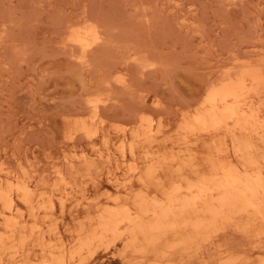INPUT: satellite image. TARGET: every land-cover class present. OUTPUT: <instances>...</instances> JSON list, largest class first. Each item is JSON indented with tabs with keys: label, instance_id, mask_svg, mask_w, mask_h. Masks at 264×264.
<instances>
[{
	"label": "rangeland",
	"instance_id": "1",
	"mask_svg": "<svg viewBox=\"0 0 264 264\" xmlns=\"http://www.w3.org/2000/svg\"><path fill=\"white\" fill-rule=\"evenodd\" d=\"M263 53L264 0H0V192L15 207L0 202V264H260L264 223L246 215L233 219L256 223L246 232L231 224L167 248L190 232L170 233L144 254L124 248V223L102 239L96 229L104 211L133 214L139 197L176 186L187 196L182 185L211 164L241 166L230 137L184 125L220 77L256 67L264 79ZM263 83L253 91L264 109Z\"/></svg>",
	"mask_w": 264,
	"mask_h": 264
},
{
	"label": "bare ground",
	"instance_id": "2",
	"mask_svg": "<svg viewBox=\"0 0 264 264\" xmlns=\"http://www.w3.org/2000/svg\"><path fill=\"white\" fill-rule=\"evenodd\" d=\"M71 27H72V25H71ZM76 28H75V30H76ZM84 34H85V36H93V37L95 36L94 33L91 31V29L89 31L85 32ZM84 38H87V37H84ZM73 41H75V43H77L81 46L84 42V39L81 37V38H77L76 40H73ZM82 46L84 47V45H82ZM256 61L257 60H255V62H254L255 65L258 63V61H257V63H256ZM242 62L244 63V61H242ZM259 64L261 65V63H259ZM262 65H264V64H262ZM234 67H237V66H234ZM238 67H241V66H238ZM261 67H264V66H261ZM261 67H260V69H262ZM223 69H224V67H223ZM228 69H229V67H228ZM242 69H243V67H242ZM242 69H240V70H242ZM261 71H263V69ZM261 71H259L256 67L255 68L250 67V68L246 69V71L243 69V72H240L234 76H232V74H233L232 73L231 75L230 74L226 75V77H220L219 79L223 78L220 80V82H217V83L214 82V83L210 84L209 85L210 87L208 86L207 92H206L205 97L203 99L202 107L195 114H192L191 118L188 121H186V123L184 125V129H191V128L197 127L199 130L205 132L206 135L215 136V135H219L221 133L222 135L224 134L223 135L224 137H230V141H231V145H232L231 146L232 151H233L234 155L237 157L238 161L241 162L240 163L241 166H236L235 164H218V165L211 164L210 169H209L210 174L197 176L198 178H197V180L195 179L196 180L195 182H188L187 184L184 182L185 183V184L183 183L184 185H182L180 183L182 186H185V190L187 191V196H181V195L176 194L177 189H178L176 186V187H172L168 192L165 193L164 198L161 200H158V201H148L144 197H139L134 202L135 212L133 214H135V216H133V214L130 213L128 211V209H123V210L116 209V210L110 211V212H109V210L104 211L103 216L105 215V213H107V214L110 213V214H109L108 218H106V219L102 218L97 224L96 230L100 231V239H102V237L107 233L114 235L118 224L124 223L125 229L123 231V235L126 237V243H125L124 248H126L128 250H132V249H135L136 247H138L140 245L141 246L140 249H137L136 251L144 254L146 249H149V248L156 249L160 243L161 238L165 237L166 235H168L170 233L180 234V232L182 233V232H185L186 230L187 231L189 230V232H190L187 235L182 234V235L178 236V237H180L178 240V244L175 246L169 245V246H167V248H172V247L175 248L176 246H182V247L183 246L184 247L189 246V247H191L190 244L195 242L198 238H201L204 235H206L209 231H212V232H210L209 236L207 235L204 239H202L201 244L205 243L206 241L207 242L210 241L213 234H217L219 231L223 230L228 225L233 224V225H235V229L237 228V230H239L241 232H246L247 230L251 229L256 224L253 220L246 218L247 221L244 225H238V224L236 225L233 222V219L236 218V216L246 215L248 218L253 217L255 221L260 222V223H264V167L259 166V164H258L260 162H263V164H264V155H262V157L259 160H255V159H253L254 156L252 154V153L256 152V145L254 146L255 140H257L259 144L264 146V109L261 106H258V107L255 106L254 101H255L257 93L255 91H253L254 88L256 86H259L260 83L263 82V80H264V79H262L263 72H261ZM261 88H262V86H261ZM256 91H258V90H256ZM90 110H91V108H90ZM91 112H94V110L90 111L89 116H91ZM94 114H97V112ZM88 118H90V117H88ZM99 118H100V120L102 119L101 117L98 116V120H99ZM92 119H90V120H92ZM82 120H83V117H82ZM100 120L98 122H100ZM142 121H143V118H142ZM93 122H94V120H93ZM150 122H152V120ZM84 123H82V124H84ZM100 123L102 124L103 122H100ZM73 126L75 127V124ZM83 127H81V128H83ZM89 127H90V125H89ZM89 127H87V128L89 129ZM95 129H97V128H95ZM82 131H83V133L85 132L83 129H82ZM91 131H93V132H91ZM91 131H90L91 133L95 132L94 129H91ZM162 131H160L159 133H161ZM88 133L89 132H87L86 134H88ZM91 133H90V135L92 136ZM86 134H85V137H86ZM96 134H97V132H96ZM94 135H95V133H94ZM191 135H193V134H191ZM87 137L90 139V136H87ZM92 137H94V136H92ZM211 141H213V140H211ZM220 142H221V140H220ZM225 143H226V145H224V146H227V142H225ZM227 151H229V150H227ZM164 156H166V155H164ZM164 156H163V158L165 159ZM208 156H210V155H208ZM172 157H173V155H172ZM211 158H213V156ZM86 159L87 158H85V160ZM257 159H258V157H257ZM85 160L83 159V162ZM97 161L99 162L98 159H97ZM208 161H211V160L208 159ZM214 161H216V160H214ZM166 162H167V160H166ZM180 163H181V161H180ZM185 163H187V162H185ZM101 165H103V164H101ZM98 168H99V166H98ZM197 172H198V169H197ZM55 173L58 174V172H55ZM171 174H173V173H171ZM9 175H10V173H9ZM30 175H32V174H30ZM59 175H62V174L59 173ZM68 176H69V174H68ZM88 176H92V174H90ZM97 176L95 175V177H97ZM138 177H140V176L138 175ZM59 178L61 179L60 176H59ZM92 178H94V177H92ZM150 178H152V177H150ZM160 178L161 177H159V180L161 181ZM54 180H56V177ZM58 180L59 179L56 180V183H58ZM142 180L145 181V176H144V178H142ZM142 180L141 181L138 180V181H140V183H141ZM41 181H43V180H41ZM70 181H72V180L70 179ZM192 181H194V180H192ZM6 182H9V181H6ZM6 182H4V183L6 184ZM11 183H10V185H11L10 187H12V184H13V183L12 184ZM15 183H16V181H15ZM44 183H46V181ZM82 183H84V185H85V182H82ZM142 184H144V182H142ZM161 184H162V181H161ZM64 185H65V183H64ZM84 185L82 184V186H84ZM6 186H8V185H6ZM6 186H5V188H6ZM57 187H59V186H57ZM54 188H56L55 185H54ZM81 188L79 190H81ZM154 188L156 190L155 186H154ZM162 188H164V187L162 186ZM182 188H184V187H182ZM165 190H166V188H165ZM3 192H0V202L4 203L6 210L13 212L15 210V207L13 206V201H12V199H10V197H8ZM17 192L22 194L21 199L25 204H29V202L32 203L35 201V200L33 201L32 198H30V200H29L30 196L28 197L27 189L19 187L17 189ZM34 193H36V192H33L32 194L30 193L29 195H32V197H33V196H35V195H33ZM152 199L153 198H151V200ZM118 201H119V199H118ZM51 204H53V203H51ZM42 205L44 206L45 204L42 203ZM122 206L123 205L120 204V208ZM30 207H31V205H30ZM123 207H125V205ZM45 209H47V208H45ZM32 211H33V209H32ZM98 213H100V212H98ZM121 214H124V218L123 219L121 218V220H119V217H121ZM56 220H58V219H56ZM15 223H16V221H15ZM186 233H188V232H186ZM165 240H163V241H165ZM262 241H264V240H262ZM89 242H91V241L86 240V242H84V244L88 245ZM174 242H176V241H174ZM196 243L198 244V242H196ZM122 244H123V242H122ZM200 247L201 246L197 247L198 248L197 253H199ZM159 248H161V247H159ZM122 250H124V249H122ZM190 251H191V249H190ZM123 252L125 253V251H123ZM150 252L152 253V255H154V253L152 251H150ZM187 252L190 254L189 251H187ZM189 254H188V256H189ZM192 254H190V255H192ZM133 259H135V258H133ZM232 261H235V259H233ZM41 264H64V261L53 260V259L48 261L45 258V261L42 262ZM128 264H129V262H128ZM260 264H264V259L260 262Z\"/></svg>",
	"mask_w": 264,
	"mask_h": 264
}]
</instances>
